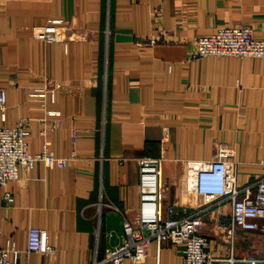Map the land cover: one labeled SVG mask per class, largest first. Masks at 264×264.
I'll list each match as a JSON object with an SVG mask.
<instances>
[{
    "label": "crops",
    "instance_id": "crops-1",
    "mask_svg": "<svg viewBox=\"0 0 264 264\" xmlns=\"http://www.w3.org/2000/svg\"><path fill=\"white\" fill-rule=\"evenodd\" d=\"M232 25L264 38V0H0V125L26 118L28 151L46 142L66 158L19 166L0 187V248L12 243L28 264H91L136 217L140 157L159 159L161 203L174 217L199 204L185 188L187 161L220 145L232 149L237 184L252 185L264 159V57L193 56L197 37ZM46 30L57 38L46 42ZM46 86L52 102L27 95ZM229 206L200 215L206 264L264 257L259 231L230 237L218 225ZM29 227L46 231L51 259L26 252ZM138 264L183 261L176 245L151 241Z\"/></svg>",
    "mask_w": 264,
    "mask_h": 264
},
{
    "label": "built area",
    "instance_id": "built-area-1",
    "mask_svg": "<svg viewBox=\"0 0 264 264\" xmlns=\"http://www.w3.org/2000/svg\"><path fill=\"white\" fill-rule=\"evenodd\" d=\"M55 21V20H51ZM57 38L52 30H46V42ZM232 55L236 57H264V38L253 36L251 27L232 25L219 27L211 34L197 37L193 56ZM55 86L35 87L27 91L30 97L54 100ZM6 91L0 87V112L4 119ZM51 113L52 111H48ZM28 120L20 118L13 125H0V187L18 179L19 166L32 168L37 161L47 167H63L65 157H58L43 142L40 152L28 151L26 135ZM232 149L223 145L216 148L211 159L188 160L185 188L198 198L197 209L186 216L174 217L172 205L161 203V166L158 158L138 159L139 204L133 220L124 218L122 240L94 256L91 264H138L146 255L151 241H168L179 247L183 264H206L213 260L209 241L200 233V215L223 201L229 203L227 214H221L218 225L228 236L236 227L256 230L264 239V159L259 161L260 174L252 185L239 186L235 180V162ZM6 202L12 201L8 191ZM26 252H36L51 259L54 246L48 242L47 233L38 227H29L26 235ZM10 254L12 258H9ZM12 243L0 248V264H28L19 262ZM240 264H264L263 258L246 257Z\"/></svg>",
    "mask_w": 264,
    "mask_h": 264
}]
</instances>
